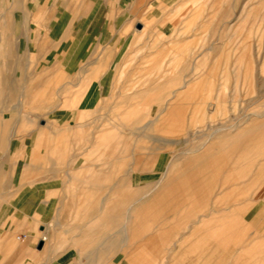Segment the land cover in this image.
I'll return each instance as SVG.
<instances>
[{
	"label": "rangeland",
	"instance_id": "1",
	"mask_svg": "<svg viewBox=\"0 0 264 264\" xmlns=\"http://www.w3.org/2000/svg\"><path fill=\"white\" fill-rule=\"evenodd\" d=\"M16 4L13 0L9 11L5 10L6 22L23 14L20 11L24 9ZM120 5L124 15L120 29L124 34L109 56L114 65L108 67V96L100 98L95 111L78 124L63 128L56 117L33 120V130L40 128L44 120L54 123L43 136L55 146L50 156L56 164L45 168L53 172L52 177L43 178L41 167L37 177L42 178L22 179L29 163L24 153L20 157L24 167L18 169L15 180H6L2 186L5 195L0 205L6 204L8 193L14 189L29 192L33 199L38 194L45 198L50 187L67 186L80 192L79 184L66 181L68 176L114 174L119 218L125 211L121 202L140 200L139 192H130L132 187L153 183L148 189L151 201L165 186L158 197L162 207L154 201L149 209L151 227H162L156 235L176 237L179 226L170 221L160 224L159 220L173 218L183 209L200 213L205 197L212 198L215 229L224 232L230 228L232 233L220 235V243H215L245 244L248 264L264 263V0H122ZM82 22L83 27L95 23L91 18ZM16 24H5L0 34V69L26 64L24 57L16 54L17 45L10 41L21 30ZM120 29L114 34L109 28L104 31L113 46L121 41ZM106 43L103 40L102 45ZM87 54L89 59L101 58L99 51ZM81 56L84 58L83 53ZM52 59L54 63L69 60L63 54H51L41 62L51 64ZM50 72L48 78L33 71L26 80L20 78L25 72L11 73L18 111L33 116L31 113L38 111L45 100L49 113L54 115L61 99L76 92L74 79L86 75L84 67L63 68L62 74ZM5 87V83L0 84L1 91ZM182 92H186L187 99L176 101L175 95ZM161 97L163 102L154 101ZM165 116L172 120L164 123ZM28 133L18 131L17 139ZM109 133L112 147L102 148V155L90 154L96 138L104 134L108 138ZM21 142L25 143L18 140L17 145ZM26 143L29 145L30 140ZM100 161L104 163L96 167ZM193 165L201 167L200 177L191 182L195 169L189 168ZM168 166L174 170H167ZM167 190L172 196L165 195ZM79 192L78 198L82 197ZM162 199L170 204L165 207ZM179 199L181 203L176 207L174 200ZM70 209L64 222L65 227H72L65 234L72 240L73 227L81 222L75 218L72 206ZM122 228L120 225L119 256L114 259L126 264L133 258L134 248L123 247L126 242ZM239 229L242 234L236 233ZM154 239L153 246L158 247L160 238Z\"/></svg>",
	"mask_w": 264,
	"mask_h": 264
},
{
	"label": "crops",
	"instance_id": "2",
	"mask_svg": "<svg viewBox=\"0 0 264 264\" xmlns=\"http://www.w3.org/2000/svg\"><path fill=\"white\" fill-rule=\"evenodd\" d=\"M121 1L17 0L16 6L24 9L23 12L20 11L23 14H19L18 19L13 22L10 18L6 22L5 10L9 11L13 0H0V34L7 27L5 24H14L15 21L19 23L15 27H20V32L10 38V41L17 45L19 51L16 54L24 57L26 63L17 64L15 67L5 65L0 69V84H6L4 91L0 90L1 199L4 200L2 197L5 193L2 186L5 181L15 180L18 169L24 167V164L20 163V157L24 153L29 157V163L27 174L22 179L42 178L37 177L41 167H44L43 178L52 177L53 172L45 168L56 164L50 156L55 146L54 142L43 136L48 134L54 123H46L44 120L40 128L33 130L34 119L56 117L57 120L59 119L57 124L63 128L74 125L73 123L78 124L84 116L95 111L100 98L104 99L108 96L110 91L108 67L114 65L109 60V56L111 51L116 50L118 44L122 42L120 35L124 34V30L120 29L121 19L124 16L120 9ZM88 18L95 23L83 27L82 21ZM107 28L110 32L113 31V34L115 29L121 30L118 33L121 41L116 42L114 46L108 41L110 36L108 37L104 32ZM10 34L12 35V32ZM103 40H107L105 45H102ZM76 47H79L77 54H75ZM92 51L101 52V58L89 59L87 53ZM51 54L53 56L63 54L69 60L65 63L59 61L54 63V59L51 64L41 62ZM82 67L86 75L74 79L76 92L68 94L69 90H64L65 95H68L65 99L64 97L61 99L58 104L59 109L54 115L49 113L50 106H47L45 100H40L41 104L36 109L38 111L30 112L34 114L33 116L14 107L15 78L11 73L25 72L20 76L21 79H25L26 75L31 76L35 71L46 77L48 75L49 78L52 74L49 71L57 70L62 74L63 68L73 70ZM46 81L45 79V87ZM61 95L63 96L62 93ZM44 111L45 116L38 115L39 112ZM22 130L28 131V136L17 139L18 131ZM18 140L25 143L21 142L17 145ZM27 140H30L29 145L26 143ZM66 179L72 185L79 184L80 192H78L82 197L78 198L76 188L71 190L67 186L66 188L50 187L45 198L38 194L39 196L33 199L29 192L21 189H14L8 193L6 204L0 205V264H119L114 256H119L120 225L124 226L121 236H124L126 245L124 244L123 247L129 250L134 248L133 258L126 264H248L249 262L245 244L215 243L217 236H232V233L230 228L224 232L222 229H215L216 217L212 211V198L205 197L204 211L201 213L198 211L189 213L183 209L168 221L166 217L162 218L163 221L159 220L160 224L165 225L170 221V224L176 223L180 227H176L179 230L176 237L169 235L168 238H164L155 233L162 230L160 225L153 229L151 227L150 207L147 206V201L148 189L153 183L138 184L131 188V193L134 191L140 193V200H135L134 203H130L131 205L126 202L127 213L119 218L118 188L115 186L114 174L68 176ZM63 190L64 194H61ZM107 201L110 205L108 210L105 208ZM70 206L76 214L75 218L81 222L73 227L76 230L72 233V240L65 237L72 227H65L64 222V216L71 210ZM35 208L36 212L32 213ZM78 213H82L81 216L77 215ZM129 215L130 219H128ZM236 233L242 234L240 229ZM156 237L160 238L158 247L153 246ZM41 240L44 241V245L39 249ZM234 252L239 253L234 255ZM156 255L158 257H155ZM257 264L264 263L257 261Z\"/></svg>",
	"mask_w": 264,
	"mask_h": 264
},
{
	"label": "bare ground",
	"instance_id": "3",
	"mask_svg": "<svg viewBox=\"0 0 264 264\" xmlns=\"http://www.w3.org/2000/svg\"><path fill=\"white\" fill-rule=\"evenodd\" d=\"M146 33V32H145ZM145 36V35H144ZM138 38L139 37V35H135L134 36V38ZM136 38V39H137ZM186 93V92H185ZM185 93H181V94H176L175 95V97L177 98V100L176 101H181V99H183V100H185V98H186V95H185ZM184 94V95H183ZM187 99V98H186ZM154 101L155 102H158V103H161V102H163V99H162V97L161 98H155L154 99ZM174 103V102H173ZM163 120H164V123H166L167 122V120H169V121H171L170 119H168V117L167 116H165V118H162ZM178 119H182V115H180L179 116V118ZM237 124V123H236ZM235 124V125H236ZM109 128V127H108ZM107 129V128H106ZM118 133V132H117ZM106 135V136H105ZM115 136V135H114ZM107 137V134H104V137H102V136H100V137H98V138H96V140H95V143L92 145L93 146V149L91 150V152H90V154H92V153H94V154H96V155H98L97 153H99L100 155H102V153H104L103 151H102V148H106V147H112V144H114V143H112V142H110V141H112V134L111 133H109V135H108V138H106ZM214 138V137H213ZM211 139V138H210ZM217 139V138H216ZM230 139H232V138H230ZM109 140V141H108ZM232 144V143H231ZM235 144H237V141H236V143ZM233 145V144H232ZM107 149V148H106ZM106 152V151H105ZM37 157V156H36ZM97 157V156H96ZM185 157V156H184ZM185 158H187V157H185ZM236 159V158H235ZM197 161V160H196ZM98 163V162H97ZM104 162H102V161H100L99 162V165H97L96 164V167H98V166H101V164H103ZM214 166V165H213ZM220 166V165H219ZM201 168V167H200ZM200 168H198L197 167V165L195 166V165H193L191 168H189L190 170H192V169H195V171L193 172V175H191V182L192 181H197L198 179H199V177H200ZM207 168H210V162H208V164H207ZM167 170H174V169H172V167H167L166 168ZM236 169V168H235ZM167 170H165V171H167ZM239 170V169H238ZM99 171V170H98ZM188 171V170H187ZM172 175H174V171H171V175H170V177L172 176ZM169 177V179H171V181H172V178L174 177H171L170 178ZM184 179V178H183ZM185 180H186V177H185ZM166 181H167V179H166ZM168 184V183H167ZM167 184L165 183L164 185H166L167 186ZM176 186L177 187H179V185L178 184H176ZM190 187V186H189ZM164 188H165V186L164 187H162V189H161V191L160 192H164ZM160 192H157L154 196H157V198L155 197V198H152L151 199V201H149V199H148V201H147V203H148V205L147 206H149V207H151L152 206V203L154 202V201H156V202H158V204H157V207L158 206H161L162 207V205H161V202H163V201H160L159 199H158V197H159V193ZM177 192H178V194H176V196H178L179 195V191L177 190ZM173 193H174V191H173ZM164 194V193H163ZM167 194H169V195H171L172 196V191H170V190H167V192L165 193V195H167ZM153 196V197H154ZM164 195H162V197H163ZM164 198H166V197H164ZM162 200H164V203L163 204H165V207L166 206H168V204H170V201H168L167 202V199L165 200V199H162ZM192 200V199H191ZM172 201V200H171ZM126 202H128L127 200H126ZM125 201H123V202H121V207H122V209L123 208H125L126 207V205L125 204H127ZM174 202L176 203L175 205H176V207L178 206V204H180L181 203V201H180V199L179 200H174ZM109 202L107 201V206L105 207L107 210L109 209V204H108ZM118 207H119V205H118ZM127 213V211L125 210L124 211V213L123 214H126ZM201 213V212H200ZM127 218V217H126ZM128 219H130V215L128 216ZM171 219V218H170ZM170 219H168L167 218V221L168 220H170ZM127 220V219H126ZM123 228H124V226H122ZM180 228V227H179ZM216 230H218L217 228H216ZM128 232H129V230H127ZM217 234V233H216ZM123 235V234H122ZM124 237V236H123ZM125 239V238H124ZM216 242H218V243H220L219 242V240H220V237L219 236H217L216 238ZM41 241H43V240H41ZM44 242V241H43ZM217 243V244H218ZM128 245V244H127Z\"/></svg>",
	"mask_w": 264,
	"mask_h": 264
},
{
	"label": "water",
	"instance_id": "4",
	"mask_svg": "<svg viewBox=\"0 0 264 264\" xmlns=\"http://www.w3.org/2000/svg\"><path fill=\"white\" fill-rule=\"evenodd\" d=\"M43 245H44V242L43 241H41L40 243H39V245H38V248L40 249V248H42L43 247Z\"/></svg>",
	"mask_w": 264,
	"mask_h": 264
}]
</instances>
